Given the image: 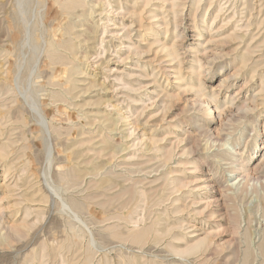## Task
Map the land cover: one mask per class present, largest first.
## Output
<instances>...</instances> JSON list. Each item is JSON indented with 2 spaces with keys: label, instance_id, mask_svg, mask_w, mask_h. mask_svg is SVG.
I'll return each instance as SVG.
<instances>
[{
  "label": "rangeland",
  "instance_id": "rangeland-1",
  "mask_svg": "<svg viewBox=\"0 0 264 264\" xmlns=\"http://www.w3.org/2000/svg\"><path fill=\"white\" fill-rule=\"evenodd\" d=\"M64 1L0 0V264H264V0Z\"/></svg>",
  "mask_w": 264,
  "mask_h": 264
},
{
  "label": "bare ground",
  "instance_id": "bare-ground-1",
  "mask_svg": "<svg viewBox=\"0 0 264 264\" xmlns=\"http://www.w3.org/2000/svg\"><path fill=\"white\" fill-rule=\"evenodd\" d=\"M85 3H83V2H80V1H77V0H66V1H64V3L63 4H61L60 6H61V9L63 10V13L64 14H66L67 16H69V17H76L75 18V21H73L72 22V24H71V28L67 31V33H66V35L67 34H69V36H71V34H72V30H74V28H76V23H77V20L78 19H80L81 17H83V16H86V11H84V10H82L81 12H80V9H83L84 7H85ZM66 37H68V36H66ZM67 40V39H66ZM196 40H198V39H196ZM65 44H67V43H65ZM53 45V44H52ZM73 46H74V42L72 43H69L68 44V46H67V49L68 50H72V48H73ZM70 52H72V51H70ZM56 60V59H55ZM74 65V64H73ZM72 68V67H71ZM70 69V68H69ZM57 70V69H56ZM70 71L71 70H68V68H67V70L65 71V74H69L70 75ZM57 72V71H56ZM72 72V71H71ZM63 74V73H62ZM82 74V73H81ZM58 76V75H57ZM71 76V75H70ZM69 76V77H70ZM67 79V78H66ZM72 81V80H71ZM71 86H72V84H71ZM73 88V87H72ZM71 88V89H72ZM69 94H72V93H69ZM72 96V95H71ZM68 101V100H67ZM70 101V100H69ZM223 143V142H222ZM227 145H230L229 144V140H227V141H225L223 144H222V146H227ZM219 151V150H218ZM221 151V150H220ZM219 151V152H220ZM221 154H223V155H225V156H227L228 157V159H226V160H228V161H230L229 162V166H230V168H231V172L230 173H236L237 171H238V169L237 168H239L238 166H239V163H238V156H239V153H238V151L237 150H228L227 148L226 149H222V151L220 152ZM163 167H165V165L163 166ZM158 170V169H157ZM137 173V172H136ZM244 181H245V177L243 176L242 178L241 177H238V175H236L235 177H233V179L230 181L231 182V188H237V189H241L242 187L241 186H243V184H244ZM230 182H228V183H230ZM261 183V182H260ZM259 183V184H260ZM115 184V183H114ZM259 186V185H258ZM257 186V187H258ZM228 187V186H227ZM220 189V188H219ZM130 190V189H129ZM217 190V189H216ZM133 191V190H132ZM218 191H220V190H218ZM130 192H131V190H130ZM227 192V191H226ZM221 194V193H220ZM224 194H226L227 195V193H224ZM120 197V196H119ZM223 198V197H222ZM147 229V228H146ZM137 231V230H136ZM143 231H145V229L143 230ZM147 231V230H146ZM134 232V231H133ZM151 232V231H150ZM144 233V232H143ZM148 233H149V231H148ZM2 234V233H1ZM146 234H147V232H146ZM150 235V234H149ZM146 236V235H145ZM129 237V236H128ZM140 237V236H139ZM141 238H143L142 236H141ZM136 239H138L139 240V238H136ZM138 240H137V242H138ZM143 240H144V238H143ZM133 241H135V240H133ZM132 241V242H133ZM140 241H142V239H140ZM157 241V240H156ZM134 244H136V243H134ZM153 249V248H152ZM205 253V252H204ZM253 264V263H252Z\"/></svg>",
  "mask_w": 264,
  "mask_h": 264
}]
</instances>
